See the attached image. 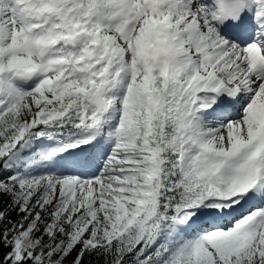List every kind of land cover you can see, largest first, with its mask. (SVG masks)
<instances>
[{"label": "snow or ice", "instance_id": "1", "mask_svg": "<svg viewBox=\"0 0 264 264\" xmlns=\"http://www.w3.org/2000/svg\"><path fill=\"white\" fill-rule=\"evenodd\" d=\"M0 264H264V0H0Z\"/></svg>", "mask_w": 264, "mask_h": 264}]
</instances>
